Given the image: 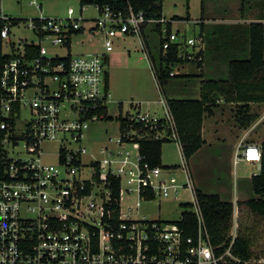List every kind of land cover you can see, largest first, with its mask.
Wrapping results in <instances>:
<instances>
[{"label": "built area", "instance_id": "2783aa9c", "mask_svg": "<svg viewBox=\"0 0 264 264\" xmlns=\"http://www.w3.org/2000/svg\"><path fill=\"white\" fill-rule=\"evenodd\" d=\"M80 4V17H73L70 8L66 18L41 12L29 19L27 27L37 40L13 41L12 29L21 21L13 23L4 12L0 16V37L11 44V52L0 57V264H255L233 254L235 237L221 253L222 245L213 243L175 117L162 93L164 117L140 111L127 118L151 131L147 136L176 142L183 155L184 183L169 177L165 168L143 162L135 140L143 134L132 123L118 139L100 146V155L88 153V129L108 115L106 55L114 50V39L137 35L146 52L144 25L169 21L148 18L132 6L121 10L98 2ZM86 4L94 6L96 18L83 16ZM80 35H89L93 46L101 42L103 50L72 54ZM171 43L178 44L183 59L202 61L201 33L189 37L172 29L163 48ZM46 143L58 145L55 161L45 158ZM127 145L137 152L126 150ZM262 153L261 145L240 143L234 163L261 165ZM114 179L120 181L119 215L112 207ZM182 187L194 198L190 210L197 217L195 235H187L177 221L132 217L141 200L166 197ZM134 193L139 200L123 212V196Z\"/></svg>", "mask_w": 264, "mask_h": 264}, {"label": "rangeland", "instance_id": "374dc122", "mask_svg": "<svg viewBox=\"0 0 264 264\" xmlns=\"http://www.w3.org/2000/svg\"><path fill=\"white\" fill-rule=\"evenodd\" d=\"M34 1L2 0V11L4 13L23 19L19 27L12 29L10 36L13 41H18L20 37L27 38L28 40H37V36L27 27V24L29 23V19L36 17L41 12L50 17L66 18L69 15V9L73 8V17L81 16L80 0H36L38 3H41V7H37ZM201 1L190 0V7L187 9L186 0H164L163 16H165L167 21H171L173 16L176 15L182 17L178 20L184 22L175 23L174 29L178 28L180 32L186 33L189 37H197L201 32L200 26L194 22H188L186 17L189 13L193 18L200 16ZM239 1L237 0L234 3L237 10L239 8ZM249 1L252 7H255V0ZM225 2L226 0H215L212 4L217 8H222ZM85 6L82 12L83 16L86 18H96L98 13L94 6L87 4ZM231 11L235 12V10ZM252 13L255 16V13H258L257 9L253 8ZM234 14L232 15L234 16ZM238 18H240V14ZM150 34L151 32L149 33L148 31L147 35L150 37V44H157V35ZM81 39L86 40L87 43H80ZM88 39L89 35L77 36L71 53L74 55L92 54L103 50L101 42L93 46L91 45L92 42ZM114 42L115 47L110 54L113 60L109 67L113 101L108 103V114L112 118L93 122L85 138L88 153L92 152L95 155H100L97 153L100 146L112 143L119 138L120 133L116 117L119 115L127 116L129 113L136 114V110L131 107L132 102L145 101L146 99L157 100L161 98L152 65L142 46L141 37L137 35H125L124 37L114 39ZM56 51L60 54L67 53L65 49H57ZM10 52L11 44L0 37V55ZM202 66L207 70L206 62ZM176 69L181 70L183 73H200V69L196 63L180 64ZM210 77L214 76L210 75ZM172 82H174V85L178 87L180 92L173 96L170 94L168 88H166V94L168 96L175 98H200L201 78H177L172 80ZM143 109L146 110V108ZM151 110L156 111L159 117L166 115L165 107L160 103L152 104ZM252 110L257 114V118L251 126L245 128L241 127L236 120V104L224 103L216 111V119H219L217 122L220 120L223 121L219 134L220 140L218 138L214 140L211 137L210 143L206 148L202 152L193 155L188 162L196 189L218 193L225 200L235 199L238 188L240 189L241 195L236 202L229 235L234 238L238 235L239 231L250 234L253 239L252 249L254 251V256L251 260L255 264H264V219L253 213L245 203L246 200L253 196L251 180L249 178L239 180V177L242 175L251 176L258 173L259 166L258 163L247 161H240L237 164L234 163V155L237 150V144L234 145V134L238 130L243 129L249 133L245 140L241 142L243 144L255 143L262 147L264 142V103H252ZM43 147L46 152H49V154L45 155V158L50 161H55L58 145L46 143ZM126 150H130L133 153L136 152L132 145H127ZM89 157L90 155L86 154L85 159L89 160ZM163 161L167 165H178V167L168 172L169 177L175 176L180 183L186 181L185 171L183 170V155L176 142L167 141L164 143ZM138 200L137 193L124 195L122 199L123 212L127 211L128 206ZM193 200L194 198L190 190L182 187L178 189V192H171L166 197L141 200V205L133 210L132 217L141 218L146 216L149 219L177 221L180 220L184 210L191 209V206L189 207L185 204L193 203Z\"/></svg>", "mask_w": 264, "mask_h": 264}, {"label": "trees", "instance_id": "16d2710c", "mask_svg": "<svg viewBox=\"0 0 264 264\" xmlns=\"http://www.w3.org/2000/svg\"><path fill=\"white\" fill-rule=\"evenodd\" d=\"M81 2H98L101 5H111L116 9L126 10L132 6L136 11L143 10L148 18H163L164 0H80ZM245 0H242L244 4ZM189 9L190 0H186ZM13 23H18L22 18L10 16ZM182 17L173 16V20ZM189 19V15L186 17ZM147 27L151 34L158 37V43L151 45L146 33ZM143 34L146 44L148 59L154 68L162 93L167 98L170 109L175 117L179 135L183 144V154L189 159L198 152L206 140L202 135L203 119L206 115L214 114L223 103H235L237 106L236 120L241 127H249L256 120L257 114L252 110V103H264V23L257 21L249 24H234L217 26L218 37L212 38L211 33L201 31L204 37L205 48L198 55L202 61H189L180 57V48L177 43H171L168 49L163 48L164 41L172 32V23L162 22L144 25ZM164 28L167 32H164ZM146 33V34H145ZM166 33V34H165ZM150 34V35H151ZM240 40H234L238 39ZM216 48H222L223 56H218ZM248 52V54H247ZM2 55H0L1 57ZM206 62V69L202 64ZM196 63L200 69L199 74L183 73L176 67L180 64ZM179 73L171 74L173 71ZM210 75L214 77H210ZM201 78L200 98H175L166 94V88L174 79ZM107 79V74H106ZM169 90V89H168ZM170 92V91H169ZM171 94V92H170ZM106 116V119H110ZM121 130L124 132L132 127L143 136L135 138L140 144V153L144 156L143 162H148L152 167L166 166L162 163V147L167 139H156L145 135L151 133L137 122H128L127 117L119 115ZM124 139H126L124 137ZM262 160L260 170L250 178L253 196L245 203L251 211L264 219V142L262 144ZM168 167V166H167ZM175 168L177 166H174ZM120 181L114 179L112 207L119 215ZM197 197L203 210L204 218L212 241L216 245H222L218 252L221 253L232 242L229 235L231 222L234 216L235 205L224 200L220 194L205 192L196 189ZM154 198L149 193V199ZM192 203H186L191 206ZM177 222L185 229L187 235L197 233V217L189 208L184 210ZM253 239L250 234L238 232L232 245V252L242 260H250L254 256Z\"/></svg>", "mask_w": 264, "mask_h": 264}, {"label": "crops", "instance_id": "0c3cea01", "mask_svg": "<svg viewBox=\"0 0 264 264\" xmlns=\"http://www.w3.org/2000/svg\"><path fill=\"white\" fill-rule=\"evenodd\" d=\"M214 1L215 0H202L201 1V14H200V16L193 18L192 15L189 13V19H187L188 22H194V21L199 20L200 23L198 25L200 26V31H203L204 34L205 33H207V34L211 33L210 37H212V38L218 37V34L216 33L217 32L216 27L220 26V25L226 26V25H234V24H249L251 22H257V21L264 23V0H255L254 1L255 7H252L249 0H245L244 4H242V0H240L238 2V4H239L238 10L235 8L236 5L234 4L237 0H226L225 5L222 8H217L216 6H214L212 4ZM163 4H164V2H163ZM189 5H190V3H189ZM163 8H164V6H163ZM253 8H256L257 12H258V13H255L256 14L255 16H253V13H252ZM231 10H235L236 13L231 11ZM2 12H3L2 11V0H0V14ZM163 13H164V9H163ZM232 14H234V16ZM239 14H240V18H238ZM193 19H197V20L193 21ZM177 22H184V21H179V20L173 21L172 22V29L173 30H179L178 28L174 29V24ZM144 29H146V28H144ZM148 29L149 28L147 27V29L145 30L146 33L148 32ZM234 40H240V37L238 39L234 38ZM215 52L217 53L218 56H223L225 51L222 48H216ZM110 54H111V52L106 55V63H107V70H106L107 71L106 72L107 79L106 80H107V85H108V88H109V91L111 94L110 102H112L113 101V94L111 92L109 67H110L113 59L111 58ZM247 54H248V52H247ZM157 85L159 88V92L162 93L158 81H157ZM168 89L171 92V95H173V96L180 92L178 90V87H176V85H174V82H172V81H171ZM162 94L165 96L164 93H162ZM157 103H160L162 105L160 99H157V100H147L146 99L145 101L141 100V101L132 102L131 107L136 110L135 113L140 112V111H150L152 113H156V111L151 110V106H152V104H157ZM223 104L220 107H222ZM229 104H235V103H229ZM143 108H146V110H144ZM216 111L212 115L204 116L203 126H202V135H203L204 139L206 140V142L203 145V147L198 152H196L194 155L202 152L204 150V148H206V146L210 143L211 137L214 138V140H216L217 138H218V140H220L219 134L221 132V126L223 125V121L220 120L217 122V120H219V119H216L217 118L216 117ZM131 115H134V114L129 113L127 116H123V115L122 116L128 117ZM108 116H110V115L108 114ZM116 119L118 121L119 133H121V128H122L121 122L118 120L117 117H116ZM234 135H235L234 145L237 144V147H238V145L245 140V138L249 135V133L246 130L240 129ZM166 142H164V143H166ZM248 144H250V143H248ZM134 149L137 152V148H134ZM136 152H134V153H136ZM162 163H163V165L166 166L165 171H167V172L172 170L173 168L175 169L174 166L178 167L177 164L167 165L164 163V161H163V147H162ZM258 166H259V170H260L261 165L258 164ZM251 176L242 175L241 177H239V180L246 179V178L250 179ZM240 195H241V191L238 188V192L236 194L235 199H230L228 201L233 202L234 205L236 206V202L239 200Z\"/></svg>", "mask_w": 264, "mask_h": 264}]
</instances>
